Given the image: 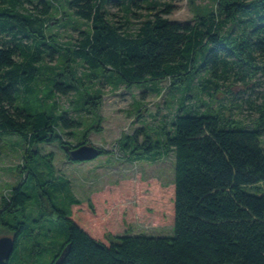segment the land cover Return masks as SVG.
<instances>
[{"label":"trees","instance_id":"16d2710c","mask_svg":"<svg viewBox=\"0 0 264 264\" xmlns=\"http://www.w3.org/2000/svg\"><path fill=\"white\" fill-rule=\"evenodd\" d=\"M26 1L33 3L0 0V158L6 135L28 146L26 178L0 203V227L15 238L10 259L0 264H264V192L257 187L264 184V94L257 107L250 102L260 115L253 126L227 117L237 106L208 105L201 112L182 105L161 139L147 134L140 142V131L123 139L124 150L136 160L174 153L172 237L127 234L136 208L112 206L127 199L130 183L78 199L70 181L56 173L54 154L39 151L58 143L73 162L66 148L92 145L91 128L77 144L64 140L62 131L73 136L84 126L67 111L55 113L53 98L80 93L78 79L59 73L43 95L39 77L46 60L65 56L89 68L87 78L101 86L82 99L99 120L101 89L114 81L145 87L169 79L174 90L185 88L186 94L198 81L211 99L228 84L254 89L264 79V0H214L216 9L198 12L187 23L165 17L180 0H159L160 5L151 2L156 12L136 31L128 20L109 17L106 5L120 6L122 0H66L74 16L91 24L73 46L48 33L53 2L38 0L31 11ZM127 1L126 17L136 16L139 0ZM98 148L101 155L108 153ZM42 198L51 211L43 209Z\"/></svg>","mask_w":264,"mask_h":264},{"label":"rangeland","instance_id":"374dc122","mask_svg":"<svg viewBox=\"0 0 264 264\" xmlns=\"http://www.w3.org/2000/svg\"><path fill=\"white\" fill-rule=\"evenodd\" d=\"M49 1L53 2L55 8L52 9L48 33L55 35L60 44L73 46L80 38L81 30H91L89 22L73 15V12L66 6V0ZM122 1L124 3L120 6L114 2L107 4L106 10L113 21L128 20L132 31L137 30L140 26L139 22L146 20L151 13L156 12L152 7L149 8L151 2L156 1L159 5L161 3L159 0H139L142 7H133V12L137 15L126 17L125 8L128 6V1ZM37 3L38 0H33V3L26 1L25 6L31 11H36ZM173 6V12L165 17L174 22L187 23L192 22L198 12L216 9L217 3L214 0H180L174 2ZM42 70L39 82L43 95L51 89L50 84L59 73L66 79L73 77L78 79L75 84L80 93L55 94L53 98L58 102L55 113L67 111L84 126L82 129L74 130L73 136H68L66 131H62L64 140L77 144L85 130L91 128L90 143L106 149L108 153L93 161L70 162L58 143L41 145L40 153L45 156L49 153L54 154L56 173L70 181L73 193L78 199H88L93 192L105 188L110 189L112 185L120 181L130 183L131 190L128 189L130 193L127 199L116 202L112 206V209L125 205L136 208L128 235L174 236L171 184L175 179V155L172 152L167 156L136 160L124 150L123 139L127 136H134L138 131H140L138 137L140 142L144 141L147 134L154 140L161 139L165 130L172 129L171 121L182 105L197 108L201 112H204L208 105L214 110L219 109L221 105L230 108L237 106L227 111V117L253 126L260 115L250 102L255 103L257 107L262 103L260 96L264 94L263 78L261 85L254 86V89H252L253 85L246 86L243 83L228 84L213 99L208 96L207 92H204L198 81H195L188 94L185 88L174 90L169 79L157 85L145 87H127L123 83L114 81L113 84H106L101 89L100 116L102 119L99 120V116L92 113L91 106L85 105L82 98L86 92H95L101 85H98L96 78H87L90 70L83 62L79 60L74 62L71 59L67 60L65 56H58L54 62L46 60ZM52 101L49 100L46 103L51 105ZM262 143L264 146V137ZM27 149V144L20 137L13 135L4 137L3 154L0 158V203L4 198H9L13 189L25 180L27 173L24 167L26 166ZM40 171L43 169L40 168ZM257 187L264 192V184H259ZM252 192L255 191L252 190ZM41 200L43 209L51 211L50 203L46 199ZM142 203L144 208L140 207ZM33 209H37L36 212H38L41 206L36 203ZM147 217L159 218L161 221H149ZM12 236L10 231L0 227V238ZM48 240L46 239L45 242Z\"/></svg>","mask_w":264,"mask_h":264},{"label":"water","instance_id":"95a60500","mask_svg":"<svg viewBox=\"0 0 264 264\" xmlns=\"http://www.w3.org/2000/svg\"><path fill=\"white\" fill-rule=\"evenodd\" d=\"M68 156L73 162L93 161L101 156L102 151L94 145L82 144L74 149L66 148ZM15 249L14 237L0 238V262H6L10 259Z\"/></svg>","mask_w":264,"mask_h":264}]
</instances>
